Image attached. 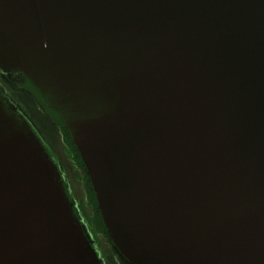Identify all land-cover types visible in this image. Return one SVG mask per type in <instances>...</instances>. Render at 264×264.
Here are the masks:
<instances>
[{"label":"water","instance_id":"obj_1","mask_svg":"<svg viewBox=\"0 0 264 264\" xmlns=\"http://www.w3.org/2000/svg\"><path fill=\"white\" fill-rule=\"evenodd\" d=\"M0 70L63 119L124 264H264V0H0ZM0 264H102L1 93Z\"/></svg>","mask_w":264,"mask_h":264},{"label":"rangeland","instance_id":"obj_2","mask_svg":"<svg viewBox=\"0 0 264 264\" xmlns=\"http://www.w3.org/2000/svg\"><path fill=\"white\" fill-rule=\"evenodd\" d=\"M3 73L13 74V71L3 70ZM11 77L9 76L7 78V82L11 83L10 92L16 99L23 112L26 114L28 120L26 122L33 129L36 128L39 131V134L41 133L47 138L50 151H47L44 145H42L45 149L46 154L49 156L52 152L51 155L53 159L62 167L64 171H66L71 189L74 193V198L79 202V204L81 205L79 206L81 208L82 206H84L85 208V213H87L88 215L89 223L93 228V231L97 235V241H99L98 245L100 246V249H102V264H124L122 260H120L117 252L114 250L112 243L107 238L106 233H104L103 227L101 228L99 226V221L96 217L95 206L89 199V180L86 176V173H84L85 170L82 167L76 154L66 143L64 133L61 134V131L59 129L61 124L57 120V117L51 112H45V109H43L44 104L42 103L40 98H38V96L33 94V90H31L29 87H24L23 85H21V82L19 84L17 79H15L13 76ZM16 87L17 89H21L20 87H23L24 90H15ZM30 92L36 96V99H32V97L29 95ZM50 160L52 161V159ZM52 163L56 167L57 174L63 184L64 182L62 180L60 167H58L55 162L52 161Z\"/></svg>","mask_w":264,"mask_h":264},{"label":"flooded vegetation","instance_id":"obj_3","mask_svg":"<svg viewBox=\"0 0 264 264\" xmlns=\"http://www.w3.org/2000/svg\"><path fill=\"white\" fill-rule=\"evenodd\" d=\"M9 76L10 77L13 76L15 79L18 80L19 84L21 82V85H23L24 87H29L31 90H33V94H35L36 96H38V98H40V100L44 104L43 109H45V112H47V113H50V112L53 113V110L50 108V106L47 103V101L46 100L44 101V99H42L40 97V95L38 94V92L34 89V87L32 85L33 84L32 81L25 74H23L22 72H19V71H13V74H11V73H3V71L0 70V93L5 97L8 105L21 117V119H23L25 122L28 121L26 114L23 112V110L21 109V107L18 105L16 99L14 98V96L10 92V90H11L10 89L11 88V83L7 82V78ZM20 88L21 89H19V88L18 89L19 90H24L23 87H20ZM16 89H17V87L15 88V90ZM33 94L31 92L29 93V95L32 97V99L33 98L36 99V96L33 95ZM57 120H58V118H57ZM27 125H28L29 129L31 130V132L40 141V143L42 145H44V147L46 148V150L47 151H50V149L48 147L49 142L47 141V138L45 136H43L41 133L39 134V131L36 128L33 129L32 127H30V125L28 123H27ZM59 129L61 131V134L64 133L66 135V131H65L63 125H61ZM51 153H50V155H51ZM49 158L52 159V161L56 163V161L53 159L52 155ZM56 164L58 165V167H60V171H61V174H62V180L64 182L63 183L64 184L63 186H64V189L66 191L67 196L69 197V199H70V201H71V203L73 205L75 214H76L79 222L81 223V225H82V227H83V229L85 231V234L88 237L90 243L92 244V246L95 249V251L98 253L99 257L102 259V254H101L102 249H100V246L98 245L99 244L98 243L99 241H97L98 240L97 239V235L95 234V232L93 231V228L91 227V225L89 223L88 215H87V213H85V208H84V206H82V208H81L80 207L81 205L79 204V202L74 198V193H73V191L71 189V185H70L69 180L67 178L66 171H64L62 169V167L58 163H56ZM84 170H85V167H84ZM84 173H86V172L84 171ZM87 178H88V176H87ZM106 236L110 240L109 236L108 235H106ZM110 242H111V240H110Z\"/></svg>","mask_w":264,"mask_h":264},{"label":"trees","instance_id":"obj_4","mask_svg":"<svg viewBox=\"0 0 264 264\" xmlns=\"http://www.w3.org/2000/svg\"><path fill=\"white\" fill-rule=\"evenodd\" d=\"M32 85H33L34 89L38 92V94L40 95V97H41L42 99H44V97L42 96L41 92H40V91L34 86V84H32ZM44 101H45V99H44ZM53 113H54V115H56V117L58 118L60 124L64 126V121H63V119L61 118V116L59 115V113H57V112L54 111V110H53ZM64 129H65V131H66V135L64 134V135H65L66 143L68 144V146L70 147V149H72V150L74 151V153L76 154L77 158L79 159V161H80L82 167L84 168V167H85V164H84V162H83V160H82V158H81V155H80V153H79V151H78L76 145H75L74 142H73V139H72V137H71L70 132L66 129L65 126H64ZM69 147H68V149H69ZM88 180H89V179H88ZM88 185H89V188H90V189H89V191H90V197H89V199H90L91 203L95 206V210H96L95 212H96V217H97V219H98V221H99V226H100L101 228L103 227V229H104V233H106V235H108V234H107L106 227H105V224H104L103 219H102V216H101V213H100V211H99V209H98V207H97V206H98V202H97L96 195H95V192H94V190H93V187H92V184H91L90 181H88Z\"/></svg>","mask_w":264,"mask_h":264}]
</instances>
